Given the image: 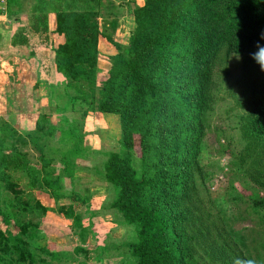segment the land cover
I'll return each mask as SVG.
<instances>
[{
  "label": "trees",
  "instance_id": "trees-1",
  "mask_svg": "<svg viewBox=\"0 0 264 264\" xmlns=\"http://www.w3.org/2000/svg\"><path fill=\"white\" fill-rule=\"evenodd\" d=\"M22 1L7 0L14 22H21ZM36 1L29 29L52 33L56 71L76 93L71 105L86 106L85 115L120 117L123 152L112 153L104 171L116 192L111 207L135 226L134 264H252L244 249L248 239L228 232L202 197L199 182L205 176L206 119L216 103L217 77L227 76L230 61L240 57L231 96L237 109H248L241 118L246 146L239 168L248 165L262 190L250 203L264 216V0H143L133 10L129 48L113 56L106 71L99 66L106 38L102 15L94 9L100 0H88V10ZM5 148L0 135V153ZM8 168L0 155V188L19 197L23 191ZM0 217V243L17 256L9 264H40L24 239L32 223L19 225L6 211Z\"/></svg>",
  "mask_w": 264,
  "mask_h": 264
},
{
  "label": "rangeland",
  "instance_id": "rangeland-1",
  "mask_svg": "<svg viewBox=\"0 0 264 264\" xmlns=\"http://www.w3.org/2000/svg\"><path fill=\"white\" fill-rule=\"evenodd\" d=\"M52 3L61 9H68L70 4L76 10L90 9L88 0ZM142 3L143 0H100L95 4L106 36L101 44L102 71L108 70L113 56L129 48L135 25L133 10ZM22 4L26 19L15 26H25L30 32L28 16L37 1L23 0ZM47 34L49 50H38L41 67L35 60H19L28 57L29 49L9 50L1 55L6 65H0V135L6 148L0 155L8 162V173L23 193L15 197L0 188V212H8L19 225L32 223L34 228L24 239L40 264H134L130 245L137 239L135 226L111 207L116 192L107 184L104 171L109 156L123 152L120 117L92 111L85 115L86 106L71 105L75 90L56 71L51 50L53 35ZM42 38L35 43L41 44ZM9 52L18 54L13 57ZM240 62V57H234L230 73L217 77L216 103L206 119L205 176L199 187L228 232L246 236L244 249L251 252L252 264H264V216H257L250 203V196L262 190L256 188L247 172L246 163L250 165L251 159L245 158L246 166L239 168L246 146L240 131L241 118L248 109H237L231 96ZM134 161L138 166L135 154ZM57 180L61 186L53 183ZM47 181H51L50 186ZM0 228L3 229L1 217ZM0 254L5 255L0 264L17 258L13 251L6 253L1 243Z\"/></svg>",
  "mask_w": 264,
  "mask_h": 264
},
{
  "label": "crops",
  "instance_id": "crops-1",
  "mask_svg": "<svg viewBox=\"0 0 264 264\" xmlns=\"http://www.w3.org/2000/svg\"><path fill=\"white\" fill-rule=\"evenodd\" d=\"M6 8H7V0H0V61L2 62V64L0 65L2 66L6 65L4 63L5 60H2L3 56H1L2 54H5V52H8L9 50L19 51L21 49H29L31 52L29 53L28 57H23V56L22 58L18 57L19 60H22L25 63L26 62L31 63V60L32 62L35 60L34 63H37L38 65L37 67H41L42 62L38 50H40V48L48 49L47 40L49 36L43 33L36 34L32 31L29 32L28 30L23 28L25 26H22V28L15 26L16 22H14L13 19H10L8 17L6 13ZM18 17L21 18V23L26 19V18L24 19L22 15H18ZM40 36L43 37L42 38L43 42L41 44H36L34 40L39 39ZM15 40H16V44L14 45L13 42ZM51 47H52V41H51ZM16 54L18 53H14V55ZM14 55L10 54L9 52V56L14 57ZM53 61H54V56H53Z\"/></svg>",
  "mask_w": 264,
  "mask_h": 264
},
{
  "label": "clouds",
  "instance_id": "clouds-1",
  "mask_svg": "<svg viewBox=\"0 0 264 264\" xmlns=\"http://www.w3.org/2000/svg\"><path fill=\"white\" fill-rule=\"evenodd\" d=\"M262 65H264V59L261 60Z\"/></svg>",
  "mask_w": 264,
  "mask_h": 264
}]
</instances>
